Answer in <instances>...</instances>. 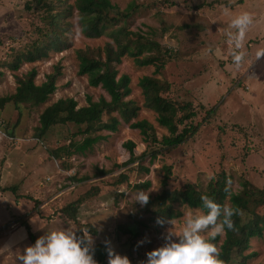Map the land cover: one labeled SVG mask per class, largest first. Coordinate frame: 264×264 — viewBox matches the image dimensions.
Returning a JSON list of instances; mask_svg holds the SVG:
<instances>
[{
    "label": "rangeland",
    "instance_id": "obj_1",
    "mask_svg": "<svg viewBox=\"0 0 264 264\" xmlns=\"http://www.w3.org/2000/svg\"><path fill=\"white\" fill-rule=\"evenodd\" d=\"M76 1L66 0L71 6ZM110 1L122 11L130 5L137 6L135 14L119 26L142 36L143 41L161 43L172 51L173 59L157 78L171 85L166 97L191 104L196 117L189 124L200 127L187 142L170 153L159 155L154 162L147 157L128 167L117 168L130 159V151L125 147L128 141L136 145V156H141L148 147L141 133L130 129L129 124L120 119L116 132H99L105 140L85 155L76 154L66 160V164H71L68 173L73 171L72 176L76 179L87 180L77 186L71 184L76 189H69L68 193L49 203L50 207L35 209L54 194L58 181H65L61 190L69 186L68 173L60 172L63 170L49 151L68 144L72 133L78 130L73 125L57 126L40 139V115L60 99L73 98L79 107H87L89 97L94 102L101 97L110 100L103 89L91 87L87 76L78 74L76 51L102 48L112 39L85 37L74 10L68 20L72 26L67 35V49L52 51L48 58L35 63L23 61L14 71L12 65L17 57L30 49L37 39L35 28L41 25V15L35 12L40 13L41 6L38 0H0V97L14 94L18 79L33 69L37 71V85L45 82L55 67L59 66L62 72L57 90L47 103L23 107L20 118L13 104L0 110V131L13 133L0 134V238L11 224L19 226L17 232L7 234L5 242L0 244V264H18L16 254H22L23 249L32 244L26 226L36 238L44 231L63 227L76 231L75 225L57 212L52 216V209L59 210L93 186L99 188V194L83 204L79 214L82 223L93 224L100 230L97 237L88 235L93 240L91 247L107 241L114 253L126 256L130 264H142L146 252L164 243V234L171 225L169 220L151 221L145 205L133 202L134 194L147 192L148 199L160 195L164 190L165 166L172 170L168 183L171 190H180L190 184L204 192L223 168L234 193L242 194L251 186L264 191V0ZM243 12L250 14L252 22L244 32L241 47L236 49L231 38L236 29L231 26V21ZM234 52L244 54L238 65L233 62ZM118 70L120 76L130 77L131 95L127 100H132L139 108L138 116L132 122L147 120L155 127L159 140L168 136L167 130L158 125L156 113L144 107L139 86L143 77L153 76L155 68L139 67L133 58L125 56ZM83 138L78 136L75 141L80 142ZM151 147L154 150L160 146L152 144ZM138 164L149 171L139 170ZM100 170L110 173L97 177ZM122 172L127 173L129 182L116 187L115 182ZM140 183H149V186L133 188ZM12 187H17L18 191L7 189ZM230 205L227 201L226 206ZM178 209L182 216L171 220L173 230L177 232L187 215L203 212L186 205ZM258 212L263 214L264 208H259ZM203 234L207 237V230ZM223 238L224 234H221V241ZM142 240L145 242L137 243ZM245 254L250 255L248 264H264V236L253 238Z\"/></svg>",
    "mask_w": 264,
    "mask_h": 264
},
{
    "label": "trees",
    "instance_id": "obj_2",
    "mask_svg": "<svg viewBox=\"0 0 264 264\" xmlns=\"http://www.w3.org/2000/svg\"><path fill=\"white\" fill-rule=\"evenodd\" d=\"M38 5L41 6L40 13H35L41 15V25L35 28L37 39L34 40L30 49L17 57V61L12 65L14 71L20 68L23 61L35 63L48 58L52 51L62 52L67 49V35L71 32L72 26L68 20L73 16L74 10L77 12L81 32L85 37L98 39L107 36L112 39V42L106 43L102 48L89 47L76 51L79 61L78 74L87 76L89 85L103 89L110 100L101 97L94 102L89 97L87 98L88 106L79 107L73 98L60 99L48 106L40 115L38 127L40 139L45 138L51 129L57 126L73 125L78 129L77 132L72 133L68 144L49 151V155L57 161L61 170L65 172L70 170L71 164H66V160L76 154L85 155L97 143L105 140L104 136L98 135L99 132H116L121 124L120 119L129 124L130 129L138 130L144 138V144L148 147L141 156H136L134 152L136 145L128 141L125 147L130 151V159L116 166L117 168L128 167L147 157L154 162L159 155L172 152L195 135L200 126L189 124L196 117L191 104L166 97L165 95L171 90V85L157 78L166 64L173 59L172 51L161 43L143 41L142 36L131 34L119 26L121 22L128 21L135 14L136 5H130L124 11L117 9L110 0H77L74 6L68 5L66 0H38ZM41 11H43L42 14ZM125 56L133 58L139 67L153 66L155 68L153 76L143 77L139 81V86L144 96V107L156 113L158 125L169 133L162 140L158 139L155 127L147 120L132 122L137 118L139 108L132 100H127L131 95L130 77L125 74L120 76L118 70ZM61 76L62 72L57 66L52 74L46 76L45 82L37 85L35 82L37 71L35 69L29 71L18 79V87L14 94L0 97V110L13 104L20 118L23 107H39L47 103L56 92L57 82ZM213 111L214 109L209 113ZM9 135L13 133L9 132ZM78 136H84V138L77 142L75 139ZM152 144L160 147L153 150ZM137 167L139 170L149 171L141 164ZM164 170L165 176L162 182L164 190L155 198H149L145 204L146 212L151 214L150 220L153 222L159 220L162 223L178 219L182 216L178 207L182 205L206 212V209H202L201 195L210 197L222 206H226L228 201L231 204L230 207L235 210L231 217L233 228L225 230L222 241L221 235H218L210 242L218 248V259L221 264H248L250 255L245 253L250 249L251 240L264 236V213L258 212L259 208H264V191L251 186L242 194L234 193L229 176L223 168L212 178L204 192L190 184L180 190H171L168 188L169 180L172 178L171 167L165 166ZM108 173L110 172L100 170L97 177ZM68 178L71 184L75 185L87 180V178L76 179L75 176ZM128 182L129 176L126 172H122L115 185L119 187ZM148 186L149 183H140L133 188L142 189ZM7 189L13 192L18 191L17 187ZM98 194L99 188L93 186L88 192L65 204L58 211L75 225L78 235L98 236L99 234L96 226L82 223L79 219L82 205ZM27 230L29 239L33 243L36 238L28 226ZM107 248H109L107 244H97L92 247L96 264H107Z\"/></svg>",
    "mask_w": 264,
    "mask_h": 264
},
{
    "label": "clouds",
    "instance_id": "obj_3",
    "mask_svg": "<svg viewBox=\"0 0 264 264\" xmlns=\"http://www.w3.org/2000/svg\"><path fill=\"white\" fill-rule=\"evenodd\" d=\"M251 22L252 18L247 12L232 19L231 26L236 29V34L231 38L236 49L241 47L244 32ZM243 55L242 52H234L233 62L238 65ZM147 201V192L137 191L134 194L133 202L143 206ZM200 201L202 209L207 211L187 215L179 232L173 230L169 220L171 227L166 229L164 243L146 252L142 264H221L218 250L210 241L233 228L231 217L235 210L216 203L206 195H201ZM157 223L161 221L157 220ZM205 230L207 237L203 234ZM92 244L91 236L78 235L72 228L63 227L44 231L23 249L22 254H16V260L18 264H96ZM107 255V264H130L126 256L114 253L110 247L107 248Z\"/></svg>",
    "mask_w": 264,
    "mask_h": 264
},
{
    "label": "crops",
    "instance_id": "obj_4",
    "mask_svg": "<svg viewBox=\"0 0 264 264\" xmlns=\"http://www.w3.org/2000/svg\"><path fill=\"white\" fill-rule=\"evenodd\" d=\"M0 134L1 135H6V136H8L9 135V132L7 131V132H2V131H0ZM60 171V170H59ZM61 173L62 172H64V171H60ZM68 173V171H66V174ZM62 179V178H61ZM60 179V180H61ZM101 179V178H100ZM61 181H63V180H61ZM68 181H70V180H68ZM59 182V181H58ZM77 186V185H76ZM42 188V187H41ZM57 190V192H56V190ZM70 188H69V186L68 187H66L65 189H63L64 191H63V193H61L62 191L61 190H59L58 191V189L57 188H54V194L52 195V196H50L49 198H46L45 200H44V202H41V203H39L38 204V206L35 208V209H45V208H47V207H50V204L49 203H52L53 201H55V200H57L60 196H62L63 194H66V193H68L67 191L69 190ZM74 189H76L75 187H74ZM72 191H73V189H72ZM42 192H44V191H42ZM70 192V191H69ZM42 194V193H41ZM42 196V195H41ZM35 200H37L38 199V197H35L34 198ZM34 206H35V204H34ZM52 206V205H51ZM59 210L58 209H52V212H51V215L52 216H54V214L56 213V214H58V215H60V216H62L59 212H58ZM56 214H55V216H56ZM27 215V214H26ZM51 216V217H52ZM64 217V216H63ZM65 218V217H64ZM67 221H69L68 219H66ZM13 222H15V220L13 221ZM70 222V221H69ZM26 229H27V226H26ZM19 230V226L17 225V224H11L10 226H9V228L7 229V233H3V236L0 238V244L2 245L4 242H5V240L7 239V234H10V233H14V232H17ZM99 230V229H98ZM28 231V230H27ZM31 233H32V231H31ZM33 234V233H32ZM99 234H100V230H99ZM99 234H98V236H99ZM27 235H28V238H29V233H27ZM34 235V234H33ZM35 236V235H34ZM97 237V236H96ZM36 238V237H35ZM15 240H18V239H16L15 238ZM30 240V239H29ZM97 244H105V243H97ZM97 244H95V245H97ZM1 245H0V247H1ZM94 245V246H95ZM108 245V244H107Z\"/></svg>",
    "mask_w": 264,
    "mask_h": 264
},
{
    "label": "built area",
    "instance_id": "obj_5",
    "mask_svg": "<svg viewBox=\"0 0 264 264\" xmlns=\"http://www.w3.org/2000/svg\"><path fill=\"white\" fill-rule=\"evenodd\" d=\"M72 160H75V158H73ZM72 175H74V172H73V171H71V172L68 173V177H70V176H72ZM47 180L49 181V179H47ZM63 184H65V181H64V180H63V181H59V182H57L56 188H57L58 190H61ZM67 184H69V188H70V189L73 188V186L71 185V182H70V181H68ZM61 191H62L61 193H63L64 190H61Z\"/></svg>",
    "mask_w": 264,
    "mask_h": 264
}]
</instances>
